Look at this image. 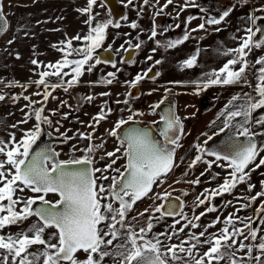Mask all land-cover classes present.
<instances>
[{
	"label": "snow or ice",
	"instance_id": "obj_1",
	"mask_svg": "<svg viewBox=\"0 0 264 264\" xmlns=\"http://www.w3.org/2000/svg\"><path fill=\"white\" fill-rule=\"evenodd\" d=\"M159 0H157V3ZM173 0H166L163 8L172 4ZM190 0H185V7L189 6ZM97 0H87V7L78 9L82 14H88L89 19L85 21L89 24V33L83 37L77 35L66 41H62L60 45H53L58 48L64 55L62 60L45 65L50 71H41L38 73L39 79L31 81L39 89L43 86V93L37 91L33 95H43V101L47 102L51 96V92L62 87L65 83L71 87L78 83L79 77L83 74L85 66L86 70L91 72L96 64L101 63L99 58H95L93 53L95 49L100 48L105 40V31L112 25L117 28L119 23L108 20L104 23L93 24L91 15L93 6ZM131 4L132 0H128ZM147 4L148 0H144ZM194 6V4H193ZM163 8L160 10L163 11ZM232 9L225 10L217 18L207 19L209 25H219L225 18L229 16ZM183 11V8L181 9ZM256 11L264 12V8ZM194 17H189L190 22ZM126 19V17H125ZM264 20V17L252 14L249 16V21L252 27L245 29L243 37H236L240 41L239 46L229 50L233 54V58L218 70L214 71L209 76H206L203 81H192L196 90L208 88L210 85H233L238 83H247L246 70L249 65L247 57L253 50L264 48V27L258 26L257 21ZM8 23L2 13H0V34L7 30ZM130 27L135 29L138 27L135 21L131 22ZM179 27V25H177ZM205 24L201 23L192 32L202 30ZM219 31V29H216ZM260 34L259 37L257 34ZM157 32L152 30L151 36L156 37ZM189 34H185L182 39L170 40L164 46L166 48H174L184 41L188 40ZM87 42L84 48H74L73 40H81ZM12 41H9L11 43ZM135 48L141 47L137 43ZM111 48V45H109ZM124 49V45H121ZM119 51V50H118ZM153 52L155 49L152 50ZM229 52L224 53L228 55ZM69 56H79V59H69ZM152 59L151 56L148 57ZM128 62V61H125ZM33 65L40 67V62L33 59ZM112 63V62H109ZM160 60H156L155 64H160ZM197 63V55L194 54L185 59L182 63L183 68H192ZM256 65H261L258 68L257 83L255 85V93L259 99H254L248 93L243 94V103L234 104L235 101L241 99L239 95H234L229 101L235 110L227 112V118L224 121V126L219 129L220 132L229 128L230 122L236 117H243L241 123L235 127L238 129L237 135L245 137L243 143H238L231 136L226 144V150L220 151L208 150L205 147L197 144L195 149L197 153H202L209 157H214V160L205 161L203 156L197 154L188 165L192 168L198 162L207 164V170H211L214 164L221 168L231 169L223 179V183L219 184L214 189H205L196 197V207L206 204V202L224 193H231L237 187V184L244 183L250 180V173L264 166V158H260L258 163H255L261 152H264V143L257 144L255 137L264 135V133L252 132L249 125L252 113L257 109H264V56L256 59ZM239 65L238 67H236ZM116 67L115 63H112ZM70 68L72 78L64 81V77L70 73L63 71ZM149 68L143 74H137L135 79L130 83L135 86L136 83L148 76ZM159 73H156L158 76ZM57 77L60 83H50L47 78ZM107 77H115V73H107ZM154 78V77H153ZM101 83L112 84L113 79L101 78ZM17 82H8L7 86H15ZM179 83V82H177ZM27 90L28 85H20ZM68 87H64V91H68ZM169 91L168 89L165 90ZM151 94V93H149ZM100 95H108L101 93ZM54 98V97H53ZM95 97L89 95L85 97L87 101L93 100ZM5 96L0 94V100H4ZM14 100L19 99V96L13 97ZM24 100L29 101L26 105L32 108L33 104L40 101H32L30 97L23 96ZM124 103H128L127 100ZM164 101L152 105V113L160 108ZM227 107V106H226ZM44 107L32 109L33 115L37 123L28 130L23 132L22 137L17 140L15 135H10L9 140H0V229L7 226L22 224L30 216L38 218L37 223L32 224L27 231L21 230L16 234L7 236L0 235V264H38L42 258V264H102L105 257H112L114 264H221V261L227 260V264H242L243 257L237 258V251L246 250V255L254 259L256 264H264V235L258 236V230L253 227L252 219L246 218L247 222L241 221L243 227H236L234 220H239V217L230 215L223 220L225 225L218 233H209L206 235L208 228L214 227L216 223H220V218L217 217L209 225L204 227V231L197 233H189L188 238L181 240L179 244H167L160 239L164 237L166 240H172L174 236L178 238L179 233L184 232V229L191 227L193 229L200 227L197 223L188 221L183 227L178 230L175 228L180 221L176 220L171 226L172 232L156 233L149 236L154 228L153 220H159L164 216H180L181 219L187 220L183 214L184 201L179 197V205L172 203L165 204L163 202L151 208L153 213H158L159 216L150 215L146 226L139 227L135 230V225L127 219L128 214L133 210L137 201L148 197L153 191V186L158 181L162 182L161 178L165 177L178 165L175 162L174 156L176 149L180 147L181 134L183 133V124L181 118L177 116L170 108L161 112L159 121L153 123L158 126V135L162 137V141L158 140L154 135L156 129L148 127H128L123 130L121 145H126L123 152L126 157V164L121 171L119 168L113 169L116 164V159H113L110 164H107L103 169L93 167L95 161L92 157L97 149L102 148L103 144H90L85 149H80L77 146H72V151H82L86 153L81 157L71 156L67 160H60L61 153L55 151L50 146H37L38 140L42 135V125L51 126L52 121L48 116L43 115ZM111 109L104 110L93 117L96 124L107 118V114ZM54 114V113H53ZM143 115V113L133 112L127 120L121 118L116 121L114 127L108 132V135L117 137L119 130L129 122L134 121V117ZM64 118H67L65 116ZM28 116L20 123H27ZM256 124L264 125V116L256 120ZM92 127V125H89ZM16 127V125H12ZM59 132V129H56ZM50 135V134H49ZM63 137L61 143H67L71 137L66 133H60ZM80 139L91 140V133H78ZM212 137H208L211 140ZM208 140L204 141L206 145ZM117 148L115 152H107L108 157L116 156L120 152ZM119 159V157H117ZM224 161L226 163H218ZM254 165L253 167H249ZM109 169L118 173L120 179L116 176L111 177L112 183L105 185L98 181L108 180L107 175H103ZM96 173H102L97 177ZM204 173H201L203 176ZM219 176V173L213 175V179ZM190 183L199 184L200 179L197 178ZM255 186L248 184V191L251 192ZM260 192L254 196L247 197L249 204L241 205L242 208L250 206L260 197H264V180L261 181ZM25 189L30 190L37 195L22 199L15 197L17 191L24 192ZM56 193L59 199L55 202L46 199L47 194ZM183 195H188L184 192ZM171 197L170 193L165 192L153 197L154 200L167 201ZM203 197V198H202ZM7 201V204L3 202ZM40 206L33 208L37 202ZM102 201H106L102 203ZM23 204V207L16 210L17 204ZM230 203V202H229ZM179 208V211L175 209ZM241 209H237L240 211ZM215 206L206 207L205 212L194 216V220L199 221L207 212L215 211ZM150 209H145L139 213V216H144ZM257 214L264 213V200H261L260 207L257 208ZM132 220H136L133 217ZM54 228L56 231L46 236V230ZM106 229V230H105ZM123 230V231H122ZM264 231V228L260 229ZM242 237V239H238ZM201 238H204L201 240ZM56 242L53 243L52 241ZM258 241L256 244H245L244 241ZM194 241V243L192 242ZM43 246L42 251H31L33 246ZM185 245H188L185 247ZM207 246L206 250L197 255L200 248ZM164 249V250H162ZM259 252L258 255L252 256L254 251ZM86 253V258L80 260L76 254L79 251Z\"/></svg>",
	"mask_w": 264,
	"mask_h": 264
},
{
	"label": "crops",
	"instance_id": "obj_2",
	"mask_svg": "<svg viewBox=\"0 0 264 264\" xmlns=\"http://www.w3.org/2000/svg\"><path fill=\"white\" fill-rule=\"evenodd\" d=\"M85 7H87V0H0V13L4 15L8 23L7 30L4 31L3 34H0V94L5 96L4 100H0V140H9L12 134L19 140L25 130L31 129L37 123L32 109L44 107L45 111L43 115L48 116L52 124L51 126L42 125V135L37 144H50V147L61 153L59 156L60 160H67L73 155L81 157L86 154L82 151L73 152V145L80 149H85L86 146L90 144H96L93 138V128L96 127L93 117L101 112L102 106L105 111L109 109L108 105L106 106L109 97L119 100L122 99V97H119L120 94H123L124 89L128 87V85H131L130 79H122L126 74H121V72L117 73L115 67L105 62L96 64L91 72H88L86 70L87 66H85V70L79 77L78 83L71 87H68L66 83L62 86L68 87V91H64V89L61 88L52 91V89L49 88L51 96L47 102L43 101V95H33V93L37 91L43 93V86L38 89L34 83H30L31 81L39 79V72L50 71V69L44 67L45 65L55 63L64 58L63 53L59 51L58 48L53 47V45H60L62 41H66L77 35L83 37L89 33L90 26L85 23V21L89 19V15L82 14L78 11V9ZM260 8H264V0H229L228 9H232L229 16L226 17L225 21L221 24H213L214 27H212L213 29H211L209 33L210 39L208 41H203L202 45L198 38L190 37L188 40L184 41V43L174 48H166L164 45L167 41H164L159 46L153 41L151 46H149L148 44L151 43L152 39H150L149 36H143V40L139 43L144 45L140 50L142 51L145 45H147L149 47L148 50L151 51L157 48V51L155 50L156 52L153 54L156 60H160L161 63L155 64V66L157 68V73L160 75L161 69L162 73L159 77L160 80L158 79L154 84L146 82L142 87L156 85V83L157 85H161L162 81H165L168 82V86L177 87L178 91H182L180 90L182 87L195 86L192 83V81H196L194 77L204 80L206 76H209L205 69V65L209 63L211 56L208 47H210L212 41L215 40V37L210 36L211 33L217 36V41H219L220 46V51L218 50V52L216 51L215 53V56H218L219 60L218 70L228 59L233 58V54L230 53L229 50L239 46L240 41L236 39V37H243L245 35V29L252 27L249 16L255 14L256 16L264 17V12L256 11ZM132 14L135 15L136 13L133 12ZM91 15L93 17L92 26L110 20L101 0H97V3L93 6ZM135 20H140V18L136 16ZM121 27H124V24H120V28ZM217 28L219 29L218 32L216 30ZM138 29L139 32L143 30V35H145L146 28L143 29V27L141 28L140 26ZM115 31V28L111 29L108 27L106 29L105 38L108 37V42L104 45L102 43L103 48L109 49V45H111L115 51L121 50V45L125 44V42L116 44V47L113 46ZM9 41L12 42L9 43ZM137 43L136 41L134 46ZM72 45L74 48H84L87 46V42L83 39L73 40ZM211 51L213 52V50ZM226 52H229V54L225 55L224 53ZM194 54L197 55L196 65L190 69L183 68V61ZM93 56L94 59L90 63H94L95 58H97L94 53ZM261 56H264V48H253L247 57L250 65L246 70L247 83L241 82L233 85H222V91H219L220 94L217 95V97L206 93V95H209L216 101L210 108L218 107L214 112L208 109L207 111L209 112L205 115H203V113L207 111L199 114L197 111L198 105L194 110L191 108L189 109L185 104L180 106L179 110L181 112H179L177 109V103L180 101L177 100L179 98L178 96L177 98L174 95L164 96L160 94L158 96L156 104L161 100L173 101L174 113L181 118L183 124L180 147L176 149L174 156L178 166L165 177H162V182L158 181L154 184L153 191L148 197L137 201L134 205L127 219L130 223L135 225V230L138 231L139 227L146 226L150 215L159 216L158 213H153L151 208L163 201L154 200L153 197L157 194L162 195L165 192L170 193L171 196L175 198L179 197L184 201L183 214L187 217V220L181 219L179 215L175 217L164 216L158 221L153 220L154 228L149 236L161 232L171 234V226L176 220L180 221L179 224L175 225L177 230L188 223V221L200 225V227L195 229L191 227L185 228L184 232L179 233L178 238L174 236L172 240H166L164 237H160L165 245L179 244L181 240L188 238L189 233L198 234L204 231V227L216 220L217 217L220 218L221 222L216 223L214 227L208 228L206 235L209 233H218V231L225 226L223 220L230 215H233L234 218L239 217L240 219L234 220V222L236 227H242L243 224L241 221L247 222L246 218H252L257 213L256 210L260 207L258 199L246 208L241 209V205L249 204L247 197L254 196L261 190V181L264 180V166L252 171L250 173V180L237 184V187L233 189L231 193L218 195L215 198L209 199L206 204L196 207V197L204 192L205 189H214L219 184L223 183V179L231 169L221 168L214 164L211 170L206 171L207 164L204 162H198L197 165L192 168H189L188 165L197 154L202 155L205 161L215 159L214 157L197 153L194 146L199 144L204 147V141L208 140L209 136L213 137L220 133L219 129L224 126L227 112L230 109L235 110L232 105H229V101L234 95H239L241 97V99L235 101L234 104H241L244 102V93H248L254 99H259L254 89L257 83V70L261 65H256L255 61ZM68 58L79 59L81 57L69 56ZM33 59L39 61L41 66L37 67L33 65L31 63ZM238 66L239 65L236 67ZM179 68L181 74L179 73ZM63 71L70 73L63 78L64 81L72 78L70 68H66ZM109 72L115 73L117 79L113 80V83L110 85L101 83L102 77L112 79V77H107V73ZM168 78H172V80L169 82ZM47 79L50 83H60L59 79L54 76ZM13 81L17 82L15 86H7L8 82ZM20 85H28L27 90ZM101 93H108V95H100ZM89 95L95 98L91 101H87L85 97ZM15 96H19V99L14 100L13 97ZM23 96H28L30 100L40 101V103L33 104L32 108H28L26 105L29 104V101L24 100ZM113 112L111 111L107 114L106 121L109 120L108 117H110V115L115 113ZM255 112L257 114L251 117L249 125L246 126H249L252 132L264 133V125L256 124V120L264 116V109H257ZM26 114L28 116V122L20 123V121L26 118ZM65 116H67V118H64ZM12 125H16V127H12ZM89 125H92V127ZM56 129H59V132H57ZM60 133H66L71 139L67 143H61L63 137L60 136ZM78 133H91L92 139H80ZM255 140L258 145L264 143V135L256 136ZM225 148L226 146L223 149ZM98 152L99 149L91 154L92 157H95ZM260 158H264V152L260 153L255 163H258ZM0 159H3V157L0 156ZM97 161L98 159L95 161L94 165L99 164L96 163ZM218 163L226 162L221 161ZM122 165H125V159ZM253 166L254 165H250L249 167L251 168ZM122 169L123 168H121V171ZM201 173H204V175L201 176ZM216 173H219V176L213 179L212 177ZM197 178L200 179L199 184L190 183ZM249 183L255 186L251 192L248 191ZM184 192H187L188 195H183ZM31 195L35 196L36 194H32L30 191V197ZM261 198L264 199V197ZM105 202L106 201H102V203ZM212 206H215V211L207 212L199 221L194 220V216L199 215L201 212H205L206 207ZM145 209H150V211L145 213L144 216H139V213L144 212ZM237 209L241 210L237 211ZM133 217H136V220H132ZM29 218L30 224L23 226L25 231L38 221L36 216H30ZM262 228H264V216L256 228L258 230V236L264 235V231H260ZM55 231L54 228L47 229L46 236ZM203 239L204 238H201V240ZM238 239H242V237H238ZM52 242L55 243L56 241L53 240ZM192 242L194 243V241ZM244 242L245 244L258 243V241L251 240H246ZM187 246L188 245H185V247ZM206 248L207 246L200 248L197 255L205 251ZM258 254L259 252L254 249L252 256L254 257ZM236 256L245 259L242 264H256L254 259L246 255V250L237 251ZM102 264H114V260L112 257H105ZM221 264H227V260L221 261Z\"/></svg>",
	"mask_w": 264,
	"mask_h": 264
},
{
	"label": "rangeland",
	"instance_id": "obj_3",
	"mask_svg": "<svg viewBox=\"0 0 264 264\" xmlns=\"http://www.w3.org/2000/svg\"><path fill=\"white\" fill-rule=\"evenodd\" d=\"M120 1H124V0H120ZM257 1H259V0H257ZM135 18H136V16L134 15L132 20L138 21V23L140 25L141 21L135 20ZM129 20H131V19H129ZM199 21H200L199 18H194L193 21H191L190 28L195 29L196 28L195 26L199 23ZM109 27L111 29H114V28L116 29V31L114 32L115 38L113 41L114 47H116V42L118 40L121 42V44L125 42V44H123L124 48L127 45L134 46V43L136 41L139 43L141 40H143L142 37H138L139 33L136 32L137 35H135V32L133 30L131 31L130 28L128 27V25H124V27H121V28L120 27L117 28L115 26L112 27L111 25ZM142 27H143V29L146 28V32H145L146 34L143 35V30H142L140 33L141 36H149L150 37L151 35L149 34L150 28L148 26V22L143 23L141 28ZM212 27H214V26L213 25H207L206 28L202 31L204 34L199 33L198 31H195V32L191 31L190 36L193 38H198L200 40V44L202 45L203 41H206V40L208 41L210 39L209 33H210V30L213 29ZM217 35H218V33H217ZM210 36L215 37V40H213L211 46L208 47L209 48L208 50H210L209 54L211 55L209 63H207L205 65V69L207 70L208 75H210L214 71H216L217 67L219 66L218 56H215L216 55L215 53H216V51L218 52V50L220 51V48H219L220 46H219V41H217V36H214V33H213V35L211 33ZM107 38H105V40L103 41V45L108 42ZM121 40H124V41H121ZM151 44H152V41L148 45L151 46ZM143 45L144 44H142L141 47L139 48V50H137V53H136L135 57L132 59V61L126 62V63L119 61L117 64H115L116 65L115 69L117 70V73L121 72V74H124V75L126 74V76H123L122 79H130L132 81L135 79L137 74H143L144 73L143 71L145 70V68L149 64H155L156 57L154 56V54L157 51L156 50L157 48H155L156 51L153 52L151 50H148L149 47L147 45H145V48L141 51L140 49L142 48ZM211 50H213V52ZM149 56L152 57L151 60L148 59ZM181 69H183V68H181ZM161 73H162V69H161ZM161 73H160V75H161ZM179 73L181 74L180 68H179ZM160 75L155 76L151 80H148V82H151L154 84L155 82L158 81ZM168 80L170 82L172 80V78H168ZM194 80L198 81V80H203V79L198 78V77H194ZM167 83L168 82L162 81L161 85H157V83H156V85H150V86L144 87L141 96L135 100H132L129 96V93H130L129 87H131V85H128V87H126L124 89V93L120 94L119 97H122V99H120V100L119 99H113L111 97H109L107 99L106 106L108 105V108H109V103H110L109 101H111L112 104H115V106H114V109H115L114 112L115 113L113 112L114 114H112V115H110V117H108L109 120L100 121L99 124H96L95 125L96 127L93 128L94 129L93 138H94V142L96 143L94 145L103 144V147L99 148V152L97 153V155L95 157L93 156L94 161H96L98 159V161L96 163H99V164L94 165L95 168L103 169L107 164H110V162H112L113 159H116V164L113 165V169L119 168L121 170V168H123L122 163L124 162V159H125L123 149H124L125 145H123V146L121 145V139L120 138L112 137V136L108 135V132L114 127L117 120H119L121 118L127 120L128 116L130 114H132L133 112H135V113H144L145 112L146 114L153 116L154 113H152L151 106L156 104L158 96L160 94L164 95V96L174 95L176 98L178 96L179 98L177 100H180V101H178V103H177V107H178L177 109L179 112H181L179 110V108H180V106H182V104H185L186 107H189V109L191 108V109L195 110V108L197 106L196 99L202 93L205 92V93H208L212 96L214 95L215 97H217V95L220 94L219 91L220 90L222 91V88H223L222 85L218 84V85H210L206 89H202L200 91H197L195 86H186V87H182L180 89L182 91H178L177 87H170L167 85ZM60 88L64 89V87H60ZM166 89H168L169 91L166 92L165 91ZM149 93H151V94H149ZM125 100H127L128 103H124ZM215 109H218V107H215V108L213 107L209 111L214 112ZM209 111L203 113V115H205ZM134 118H142V115L135 116ZM117 148H120L121 150H120V152L116 153V156L108 157L106 155L107 152H115V150ZM117 157H119V159H117ZM113 169H109L107 172L103 173V175H107L109 177L108 181L105 180V182H108L105 184L106 186L110 185L112 183L111 177L116 176L118 178V175H117L118 173L113 171ZM101 174L102 173H96L97 177H99ZM109 180H110V183H109ZM98 182L103 183L101 181H98ZM260 189L262 190V188H260ZM32 194H34V193H32ZM48 196L51 197V195H49V194H48ZM15 197H20L22 199H26V198L30 197V190L25 189L24 192L17 191L15 193L14 198ZM261 200H264V199H262L261 197L258 198L259 205L261 204ZM3 203L7 204V201H4ZM22 207H23L22 203L17 204L16 210L18 211ZM0 215H2V213H0ZM29 220H30V218L28 217V219L25 220L22 224L11 225V226L5 227L4 229H0V235L7 236L9 234L19 233L21 230H24L23 226H25L26 224H30ZM42 249H43L42 246H33L31 251L38 252V251H42ZM76 256L78 259L84 260L86 258V253L81 250L76 254ZM38 264H42V258L38 262ZM65 264H66V262H65Z\"/></svg>",
	"mask_w": 264,
	"mask_h": 264
},
{
	"label": "flooded vegetation",
	"instance_id": "obj_4",
	"mask_svg": "<svg viewBox=\"0 0 264 264\" xmlns=\"http://www.w3.org/2000/svg\"><path fill=\"white\" fill-rule=\"evenodd\" d=\"M117 1L124 6V15L116 23L128 25L130 30L131 31L133 30L135 32V35H137L136 32H138L139 34L141 33L138 31L139 30L138 27L142 26L143 23L148 22V26L150 28L149 34L151 35V32L153 29H155V31L157 32L156 37L151 38L152 42L154 41L157 44V46L162 44L164 41L168 42L170 40L182 39L186 33L189 34V37H191L190 33H191L192 28H190V24L194 18L200 19L199 23L195 26L196 28L201 23H204L205 28H206V26L209 25L206 23V20L215 18V16L218 15L219 12L222 14L225 10H228V3H229V0H190L189 6L185 7V0H173L172 4L168 5L166 8H163V5L166 3V0H159L158 3H157V0H148L147 4L144 3V0H132L131 4L128 3V0H124V1L117 0ZM101 2L103 3L107 11L109 19L113 20L112 14H110L107 6L104 4L102 0ZM161 8H163V11L160 10ZM182 8H183V11H181ZM132 12L136 13L135 15L139 17L141 21L140 25L138 21H135L138 25V27L135 29L130 27L131 22H133L132 18L134 17ZM189 17H194V18L190 22H188ZM177 25H179V27H177ZM204 29L198 30V32L203 33L202 31ZM139 34H138L139 37H143L141 36V34L140 35ZM119 43L120 41L118 40L116 44H119ZM101 46L103 47V45ZM129 48H134L133 57L128 61L130 62L135 57L137 48H135L132 45H127L124 49H121L119 51H115V49L112 47L109 48L114 54L112 63L117 64L119 61L126 63L124 61V57L126 55L125 53L127 49ZM112 63H109V65L112 66ZM152 67L156 70V73H157V68L155 64H149L143 72H146L149 68H152ZM112 79L116 80L117 75ZM151 79L153 78L146 77L142 79L141 81H139L138 83H136L135 86L131 84V87H129L130 88L129 89L130 98L132 100L139 98L143 92L142 86L145 85V83ZM137 92H138V95L135 97H132V95H135V93ZM204 95H206L205 92L202 93L200 96H204ZM197 99H196V102H197ZM109 102H110L109 109H111V111L113 112L115 110L114 109L115 104H112L111 101ZM169 106H170V102L169 100H166L164 101L163 104L160 105V108L156 109L153 116H150L144 112L142 115V118H134V121L142 123V124L155 125L153 122L159 121V117L161 114L160 111L163 112L164 110L169 108ZM117 137L120 138L119 135ZM125 164H126V157H125ZM101 182H103L104 184L108 183V182H105V180ZM109 183H110V180H109ZM49 195H51V197L48 196V194L46 196V199H48L49 201L55 202L56 200L59 199V196L56 193H49ZM257 215L258 214L256 213L251 218L252 222L254 221ZM263 216H264V213L261 216L260 220L262 219ZM260 220L258 221V224ZM258 224H257V227H258Z\"/></svg>",
	"mask_w": 264,
	"mask_h": 264
},
{
	"label": "water",
	"instance_id": "obj_5",
	"mask_svg": "<svg viewBox=\"0 0 264 264\" xmlns=\"http://www.w3.org/2000/svg\"><path fill=\"white\" fill-rule=\"evenodd\" d=\"M104 2V4L107 6L110 14H112V21L117 22L120 18L123 17L124 15V6L122 4H120L117 0H102ZM219 15H221V13L219 12L218 15L215 16V18H217ZM257 25L258 26H262L264 27V20H258L257 21ZM259 33L257 34V36L259 37ZM94 54L96 55L97 58H99L101 60V62H105V63H109L113 61V56L114 54L112 53V51L110 49L107 48H97L94 51ZM125 57H124V61H129L134 54V48H129L127 49L126 53H125ZM152 71L148 72V76L147 78H153L156 75V70L152 67L151 68ZM138 95V92L135 93V95H132V97H135ZM170 102V106L169 108L174 112V105H173V101L169 100ZM215 99L211 98L208 95H204V96H200L197 99V111L199 114H202L203 112L207 111L208 109H210L214 104H215ZM167 108V109H169ZM166 109V110H167ZM161 113V111H160ZM257 113H252V116H255ZM251 119V118H250ZM243 120V117H236L234 118L229 125V128L225 129V131L220 132L216 135H214L212 137L211 140H208L207 144L204 146L206 149L208 150H214V151H220L221 149H223L226 144L229 141V137L231 136L233 139H235L238 143H243L245 141V137L242 136H238L237 135V128L235 127L236 125H238L239 123H241ZM148 127V128H153L156 129V131L154 132V135L156 136V138L158 140L162 141V137H160L158 135V126L156 125H152V124H142L139 122H129V124L124 125L123 128L121 130H119V137L122 136V132L124 129L128 128V127ZM43 147V146H50V144L45 143V144H37L34 146L37 147ZM226 150V148H225ZM120 179V177L118 178ZM173 201V202H172ZM168 202H172L175 205H179V202L175 197L171 196L169 200L167 201H163V203L167 204ZM40 206V202L38 201L36 205H33V208ZM176 211H179V208L175 209ZM263 215V213H260L259 215L256 216V218L253 221V227L257 228V224L258 221L260 220L261 216ZM237 258H241L239 256H236ZM245 259L243 258V261Z\"/></svg>",
	"mask_w": 264,
	"mask_h": 264
}]
</instances>
